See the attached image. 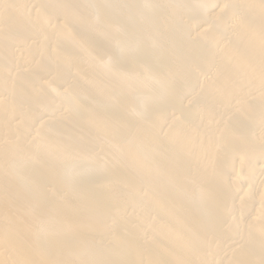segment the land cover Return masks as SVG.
<instances>
[{"label": "bare ground", "instance_id": "obj_1", "mask_svg": "<svg viewBox=\"0 0 264 264\" xmlns=\"http://www.w3.org/2000/svg\"><path fill=\"white\" fill-rule=\"evenodd\" d=\"M0 264H264V0H0Z\"/></svg>", "mask_w": 264, "mask_h": 264}]
</instances>
